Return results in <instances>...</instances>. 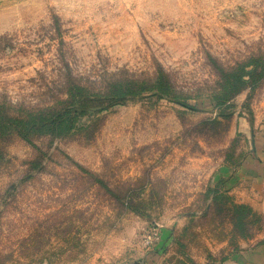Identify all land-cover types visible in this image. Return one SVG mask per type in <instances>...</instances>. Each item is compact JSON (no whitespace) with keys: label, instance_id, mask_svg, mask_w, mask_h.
I'll return each instance as SVG.
<instances>
[{"label":"rangeland","instance_id":"rangeland-1","mask_svg":"<svg viewBox=\"0 0 264 264\" xmlns=\"http://www.w3.org/2000/svg\"><path fill=\"white\" fill-rule=\"evenodd\" d=\"M253 67L264 0H0V119H74L0 125V264H238L264 246V76L228 79Z\"/></svg>","mask_w":264,"mask_h":264},{"label":"trees","instance_id":"trees-1","mask_svg":"<svg viewBox=\"0 0 264 264\" xmlns=\"http://www.w3.org/2000/svg\"><path fill=\"white\" fill-rule=\"evenodd\" d=\"M262 76H264L263 68L261 69V73H258L254 67L252 69H249L248 71L244 70V68L243 69L241 68L239 71H235V74L228 76V79L230 81L235 80L236 83L241 84V85L246 84V83H251V82L255 84L258 77L260 78ZM159 82H160L159 83L160 86H162L160 88L158 87L159 92L164 95L174 97L173 95L174 92L171 91L170 83L168 79L166 78L165 74H163L160 77ZM68 90H69L70 96H78V98H83L85 95V94H79V91H83V90L78 84H75V85L71 84ZM126 90L127 91L125 92H129L128 91L129 89H126ZM227 93L230 94L231 92L229 91ZM122 94H125V93L122 91L121 87L115 88L111 86V88L109 89L110 98H107V100L108 102H110V104H114L113 102L119 101V100H116V98L122 96ZM213 96H214V99L218 98L217 96H215V94ZM99 106L101 105H96L95 108H98L97 110L104 108V107H99ZM69 111L70 110L60 111L55 108L46 107V108L37 110L35 113H32V112L29 113L26 119H24L23 117H15V116H8L7 119H0V125H8V123L11 124L12 126L19 125V124H22V125L25 124L27 128L31 127V130H29L28 132L33 133V134L34 133H40V134L50 133L53 135H60L64 132H69L74 126V119H72L71 117L70 119H61L63 113L69 112ZM61 112L63 113L59 117L60 119H54L56 117L58 118L57 114ZM18 130H19V127H18ZM235 214L237 215V212H235Z\"/></svg>","mask_w":264,"mask_h":264},{"label":"crops","instance_id":"crops-1","mask_svg":"<svg viewBox=\"0 0 264 264\" xmlns=\"http://www.w3.org/2000/svg\"><path fill=\"white\" fill-rule=\"evenodd\" d=\"M263 157H264V143L261 146ZM261 165H264V161L259 159ZM260 165V166H261ZM256 171H253L251 167L245 166L243 170L240 172V179L239 180H247L250 177H256ZM261 179L264 180V168H261ZM256 179V178H255ZM237 180V181H239ZM238 264H264V246L260 245L251 250L243 252L239 256Z\"/></svg>","mask_w":264,"mask_h":264}]
</instances>
